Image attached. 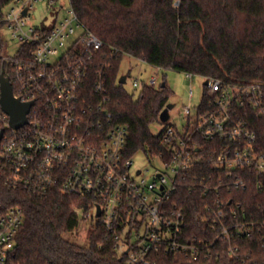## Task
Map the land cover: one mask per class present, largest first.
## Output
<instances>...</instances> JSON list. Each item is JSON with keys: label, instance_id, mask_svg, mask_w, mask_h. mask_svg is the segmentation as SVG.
I'll list each match as a JSON object with an SVG mask.
<instances>
[{"label": "built area", "instance_id": "obj_1", "mask_svg": "<svg viewBox=\"0 0 264 264\" xmlns=\"http://www.w3.org/2000/svg\"><path fill=\"white\" fill-rule=\"evenodd\" d=\"M39 2L53 9L50 25L47 17L33 23ZM62 2L0 0V78H8L16 100L33 104L27 123L16 129L0 103V183L37 196L57 191L89 199V209L78 210L82 220L105 226L127 264H155L156 254L199 258L210 252L213 243L185 238L184 211L171 203L180 179L207 162L213 174L194 179L193 187L216 192L206 218L216 240L242 263L250 256L244 240L257 239L264 251V219L249 220L243 204L224 194L252 183L264 187V82L206 79L205 113L197 109L192 119L185 108L186 126L168 124L160 133L163 151L149 156L161 168L133 171L128 130L110 111L101 73L92 74L104 43L70 0L67 10ZM132 86L159 88L157 77ZM1 94L0 84V100ZM199 139L219 142L210 163ZM24 222L20 207L0 217V264H8Z\"/></svg>", "mask_w": 264, "mask_h": 264}, {"label": "trees", "instance_id": "obj_2", "mask_svg": "<svg viewBox=\"0 0 264 264\" xmlns=\"http://www.w3.org/2000/svg\"><path fill=\"white\" fill-rule=\"evenodd\" d=\"M176 2L70 0L80 21L104 43L92 74L101 73L110 111L128 130V158L163 151L161 134L153 135L151 126L170 104L172 93L166 83L163 88L145 86L138 96L127 91L119 83L126 55L164 71L227 82H264V0H179L175 7ZM207 104L205 87L198 114L205 113ZM199 142L210 163L214 158L210 150L219 142ZM213 172L207 162L194 167L180 179L171 199L184 211L185 238L213 243L210 252L199 258L156 254L152 258L155 264H264L257 239L244 240L250 256L243 263L231 259L226 243L216 240V231L206 221L207 206L216 192L193 187L194 179L207 178ZM224 194L243 204L249 220L264 219V187L257 189L252 183L244 191ZM88 202L57 191L37 196L0 183V217L12 207L22 208L25 214L8 264H127L126 257L116 251L110 231L100 223L92 225L87 246L67 238L79 229L78 210L87 211Z\"/></svg>", "mask_w": 264, "mask_h": 264}, {"label": "rangeland", "instance_id": "obj_3", "mask_svg": "<svg viewBox=\"0 0 264 264\" xmlns=\"http://www.w3.org/2000/svg\"><path fill=\"white\" fill-rule=\"evenodd\" d=\"M62 3L65 6V10H67L69 8V0H63ZM175 7H179V0L175 3ZM52 10L46 2L35 4L32 10L35 21L32 22L40 25L42 21L45 22L44 18L47 17L48 20L46 22L50 25L53 22L51 17ZM61 16L65 17L66 11H62ZM120 74L121 76L128 75V81L123 86L127 91L135 93L136 96H138L140 89L133 88V81H149L152 77H157L158 87L166 83L171 91L170 104L173 105V108L169 111V120L167 123H163L159 118V121L151 126V132L155 136L159 135L168 124L174 125L182 130L187 124L185 108H191L190 117L193 119L198 107L202 103L206 83V79L203 77L192 76L190 78L184 73L164 71L127 55L121 63ZM132 161L134 164L133 171H145L148 169L149 174H153L156 169L161 168L156 160H151L142 153L133 157ZM92 225L93 223L90 221L81 220L79 229L68 234L67 238L74 243L87 246L89 244L90 233L92 232Z\"/></svg>", "mask_w": 264, "mask_h": 264}, {"label": "water", "instance_id": "obj_4", "mask_svg": "<svg viewBox=\"0 0 264 264\" xmlns=\"http://www.w3.org/2000/svg\"><path fill=\"white\" fill-rule=\"evenodd\" d=\"M26 13V11L24 12ZM127 76H121L119 83L124 85L126 83ZM1 106L6 114L11 118V124L14 128L18 129L27 123L26 115L28 114L32 103L22 104L19 100H16L13 95L12 86L8 78L1 76ZM207 84V83H205ZM165 84H162V88ZM173 108L172 104L167 105V107L160 114V120L163 123H167L169 120V111ZM1 138V135H0ZM99 214V210H98Z\"/></svg>", "mask_w": 264, "mask_h": 264}]
</instances>
